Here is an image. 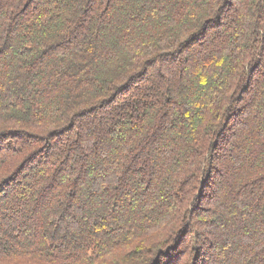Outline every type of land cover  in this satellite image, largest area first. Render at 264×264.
<instances>
[{
    "label": "trees",
    "instance_id": "obj_1",
    "mask_svg": "<svg viewBox=\"0 0 264 264\" xmlns=\"http://www.w3.org/2000/svg\"><path fill=\"white\" fill-rule=\"evenodd\" d=\"M0 264H264V0H0Z\"/></svg>",
    "mask_w": 264,
    "mask_h": 264
}]
</instances>
